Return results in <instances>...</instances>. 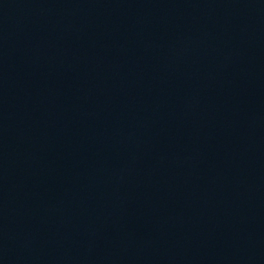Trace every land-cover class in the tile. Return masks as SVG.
<instances>
[{"label":"water","instance_id":"obj_1","mask_svg":"<svg viewBox=\"0 0 264 264\" xmlns=\"http://www.w3.org/2000/svg\"><path fill=\"white\" fill-rule=\"evenodd\" d=\"M0 264H264V0H0Z\"/></svg>","mask_w":264,"mask_h":264}]
</instances>
